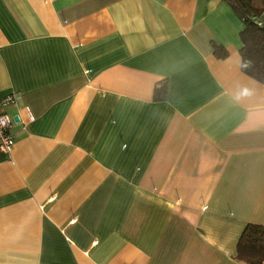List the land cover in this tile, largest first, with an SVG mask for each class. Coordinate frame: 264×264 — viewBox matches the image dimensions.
Returning a JSON list of instances; mask_svg holds the SVG:
<instances>
[{
	"label": "crops",
	"instance_id": "obj_1",
	"mask_svg": "<svg viewBox=\"0 0 264 264\" xmlns=\"http://www.w3.org/2000/svg\"><path fill=\"white\" fill-rule=\"evenodd\" d=\"M243 25L224 0H0V264H247L264 78Z\"/></svg>",
	"mask_w": 264,
	"mask_h": 264
},
{
	"label": "trees",
	"instance_id": "obj_2",
	"mask_svg": "<svg viewBox=\"0 0 264 264\" xmlns=\"http://www.w3.org/2000/svg\"><path fill=\"white\" fill-rule=\"evenodd\" d=\"M235 14L243 21L239 33L242 46L239 50L241 70L257 80L264 78V20L261 12L264 10V0H224ZM261 20L258 24L252 16ZM213 52L217 57H224L226 50L221 45L213 44ZM164 82L157 85L154 97L165 98ZM235 259L247 264H264V225L247 223L242 229L236 243Z\"/></svg>",
	"mask_w": 264,
	"mask_h": 264
},
{
	"label": "built area",
	"instance_id": "obj_3",
	"mask_svg": "<svg viewBox=\"0 0 264 264\" xmlns=\"http://www.w3.org/2000/svg\"><path fill=\"white\" fill-rule=\"evenodd\" d=\"M253 19L261 24V20L257 16ZM19 98L16 92L8 93L0 96V151L8 153L13 147L14 136L10 128L12 126V118L5 111L6 107L14 103Z\"/></svg>",
	"mask_w": 264,
	"mask_h": 264
},
{
	"label": "rangeland",
	"instance_id": "obj_4",
	"mask_svg": "<svg viewBox=\"0 0 264 264\" xmlns=\"http://www.w3.org/2000/svg\"><path fill=\"white\" fill-rule=\"evenodd\" d=\"M255 2H256L257 5H258V3L262 2V1H261V0H255Z\"/></svg>",
	"mask_w": 264,
	"mask_h": 264
}]
</instances>
